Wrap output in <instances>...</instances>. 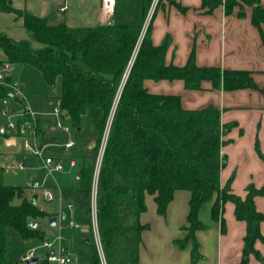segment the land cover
I'll use <instances>...</instances> for the list:
<instances>
[{"label": "trees", "instance_id": "obj_1", "mask_svg": "<svg viewBox=\"0 0 264 264\" xmlns=\"http://www.w3.org/2000/svg\"><path fill=\"white\" fill-rule=\"evenodd\" d=\"M241 1L253 7L252 22L261 29L264 7L260 0ZM153 3L154 0H143V19L138 25L113 22L72 27L65 22L52 25L47 17L14 8L12 0H0V13L22 18L23 28L40 45L36 48L31 41H18L0 32V65H29L42 73L49 86H55L60 78L59 98L78 131L87 115L100 136L111 122L97 189V219L106 264H139V248L148 228L141 221L148 209L147 195L154 196L159 215L165 216L178 190L192 193L189 234L182 244L193 240L194 253L197 251L195 233L202 228L199 213L211 202V215L225 231L224 206L232 202L236 218L247 224L242 264L252 255L262 261L255 245L257 241L264 242V212L257 210L255 198L264 197V185H250L245 198L233 193L230 185L221 188L220 173L226 163L223 148L231 143L225 137L235 125H223L222 112L213 105L187 110L179 96L150 93L144 82L181 80L188 90H201L205 81L214 87L223 83L226 91L258 86L249 71L198 66L194 52L185 66L168 64L170 38L154 45L152 23L142 38ZM222 5L227 14L241 6L238 0H203L202 11L210 14ZM5 93L0 89V99ZM94 150L98 152L92 149L90 153ZM257 151L264 159L258 145ZM94 177L95 161L79 173L78 181L87 199ZM18 198L22 199L20 204L15 202ZM90 210L91 206L86 215L93 230ZM47 218L52 217L36 202L24 198L21 187L0 186V264H19L7 261V229L16 230L24 239H42L43 233L30 229L28 223ZM89 264H102L99 252Z\"/></svg>", "mask_w": 264, "mask_h": 264}, {"label": "crops", "instance_id": "obj_2", "mask_svg": "<svg viewBox=\"0 0 264 264\" xmlns=\"http://www.w3.org/2000/svg\"><path fill=\"white\" fill-rule=\"evenodd\" d=\"M52 2L55 3L58 14L67 13L64 17H58L60 21L57 24L65 22L72 27H81L101 23L99 15L102 0H12V5L18 10H27L46 18ZM65 4L68 8L61 13L60 9ZM260 4L264 7V0H260ZM202 5L203 0H171L165 5L154 3L144 23V27L147 19L152 23V42L159 46L166 38H170L166 54L168 64L185 66L194 52L196 63L200 67L251 72L258 89L226 91L223 83L214 87L211 82L205 81L201 90H188L181 80H146L144 86L153 94L179 96L182 106L187 110H201L213 105L222 112L223 125H235L225 137V140H231V143L223 148L226 163L220 173V182L221 188L230 185L233 193L245 198L250 185L257 188L264 185V159L257 151L258 145L264 156V24L261 29L253 24V7L250 6L243 5L242 8H235L233 13L227 14L222 5L209 14L202 11ZM241 9L242 15L239 14ZM0 23L4 25V29L23 28L24 21L15 14L0 13ZM144 27L142 38L146 32ZM13 77L18 80L16 73H13ZM22 87L25 91V87ZM40 123V138L54 146L65 141L60 134H67L51 130V118L41 117ZM8 136L5 135L7 146L17 147L15 141L7 138ZM3 168L0 165V169ZM191 196L192 193L188 190H178L167 208L166 215L161 216L157 211L154 196L147 195L148 209L141 216V221L148 225V228L143 232L139 264H242L247 224L236 218L232 202H227L224 206L225 231L222 230L221 222L211 215V202L199 213L202 228L195 233L197 251L194 253L193 240L181 243L189 234ZM18 199L17 204H20L22 199ZM215 199L216 196L214 201ZM255 204L258 211L264 212V197H256ZM46 213L50 217H56ZM81 215L86 214L83 211ZM62 217L60 223L65 219V215ZM56 218L58 225V217ZM261 232L264 236V223L261 224ZM255 247L263 260L252 255L245 264H264V242L257 241ZM26 254L22 253L20 260L15 263H22ZM72 256L74 258L73 253ZM90 260L86 264H89Z\"/></svg>", "mask_w": 264, "mask_h": 264}, {"label": "rangeland", "instance_id": "obj_3", "mask_svg": "<svg viewBox=\"0 0 264 264\" xmlns=\"http://www.w3.org/2000/svg\"><path fill=\"white\" fill-rule=\"evenodd\" d=\"M72 1L74 2L76 0ZM238 1H240L242 7L245 5L243 1ZM169 2H171V0H158L157 4L160 3V5H165V3ZM241 6H237L236 8L239 9ZM142 7L143 0L118 1L116 3L112 23L116 20L118 24H141L143 19ZM56 8L54 2L49 5L47 17H50L49 22L52 25L57 24L60 21L58 17H64L67 14H58ZM149 21L150 20L147 19L144 27L145 30L148 28ZM3 27L4 25L0 23V32H3L16 40L31 41L34 47H40V45L34 42L31 36L23 28L17 27L4 29ZM138 50L139 46L135 52L130 67L133 64ZM1 58H3V56L0 54V59ZM11 68L13 73H16V77L21 85L25 87V93L30 108L35 112L50 111L55 99L60 96L61 79L59 78L57 80L55 86H49L44 81L42 73L29 65H11ZM2 105L3 99H0V165L4 167L3 169H0V186L21 187L22 196L24 198L30 200L29 197H31L32 201L33 199L35 200L36 205L40 210L49 212L58 217V225L56 226H50L49 219H40L38 221L39 229L36 231L43 233L42 239H24L16 230L7 229L8 243L6 255L8 262H18L22 253H27L32 249H36L37 256H44L47 254L48 250L44 249L41 245L44 242H54L55 246L66 248L74 254V264H86L96 254L98 244L94 230H91L89 226L90 218H88V215L82 216L81 212L84 211V213L87 214L91 206L96 182L99 177L96 169L99 165L102 144L108 133L111 122L104 135L100 136L95 133L94 123L90 115L84 117L81 131H78L73 126V123L69 121L68 125L71 128L70 136L75 139L76 147L71 151L66 152L59 145L60 143H56L58 146L46 150V156L60 158L59 160L64 165L63 171L53 172V174L50 175L46 170L42 158L23 153L19 146H7L5 143V135H12L13 130L8 126L9 119L2 113ZM22 109L23 105L16 103L14 100L8 101L7 110L20 111ZM13 122H16L15 117H13ZM60 137L64 140L69 138V136L63 134H60ZM7 138H9V136ZM38 142L40 145L47 144V141L43 138H39ZM92 149H98V152H95L94 150V152L90 153ZM72 160L76 162L75 166H71ZM93 161H95V177L90 198L87 199L86 191L79 184L78 178L81 168ZM20 165L23 166V169L17 168ZM31 180L40 182L45 189L52 191L55 199L47 201L40 195L35 196L31 192L24 190L23 187L25 184ZM15 202H19V199H16ZM62 215H65V219L60 223ZM71 221L79 224L80 228H69V223ZM60 236L61 241L58 240V237Z\"/></svg>", "mask_w": 264, "mask_h": 264}, {"label": "built area", "instance_id": "obj_4", "mask_svg": "<svg viewBox=\"0 0 264 264\" xmlns=\"http://www.w3.org/2000/svg\"><path fill=\"white\" fill-rule=\"evenodd\" d=\"M158 0H154V3H157ZM116 0H102V9L99 15V21L101 24H111L112 18L115 13ZM67 5L65 4L60 12L63 13L67 10ZM0 89H5L6 93L1 98L3 99L2 113L9 119V128L13 130V134L9 135L10 139H13L17 146L23 151V153L31 154L37 157H40L44 160V164L48 174L52 175L53 172L63 171L64 165L63 163L54 158L53 156H46L45 152L50 147L54 146V144H44L40 145L38 139L40 138V132L42 131V125L40 123L41 117H49L52 119L53 123L51 125V130L59 131L69 135V138L59 145L66 151L69 152L76 146V141L73 139L71 135V128L68 125V122L71 121V117L68 111L62 106V101L59 97H57L52 104V108L47 113H39L33 111L29 106V101L26 96V93L21 85V83L13 77V71L11 68V64L3 63L0 65ZM14 100L16 103L23 105L22 110H7L8 101ZM14 113V114H12ZM13 117L16 118V122H13ZM108 139V133L104 138V142L102 144L101 155L99 160V165L97 167V173L100 172V167L103 159V155L105 152L106 144ZM71 166H75V161H71ZM18 169H23V166L17 167ZM97 185L98 180L96 182L95 193L93 194L91 201V220L92 227L97 239L98 250L102 259L103 264H106L99 227H98V219H97ZM24 190L31 192L33 195H40L47 201H52L55 199V196L52 191L44 188L43 184L36 180H31L27 182L24 186ZM72 210V209H71ZM61 218H63L61 216ZM28 227L33 230L39 229L38 222H29ZM69 228L71 229H79L80 225L71 221L69 223ZM58 240L61 241V236L58 237ZM44 249L48 250L47 254L44 256V260L48 264H73L74 258L72 253L67 251L65 248L61 246H55L54 242H44L41 245ZM39 256L36 255V249H32L27 252V254L23 257L22 263L27 264V262L37 258Z\"/></svg>", "mask_w": 264, "mask_h": 264}, {"label": "water", "instance_id": "obj_5", "mask_svg": "<svg viewBox=\"0 0 264 264\" xmlns=\"http://www.w3.org/2000/svg\"><path fill=\"white\" fill-rule=\"evenodd\" d=\"M108 133H109V129H108ZM32 202H35V200H33ZM56 224H57V218L56 217H52L49 219V225L50 226H56ZM42 261H44V257H37V258H34L33 260L27 262V264H39Z\"/></svg>", "mask_w": 264, "mask_h": 264}]
</instances>
